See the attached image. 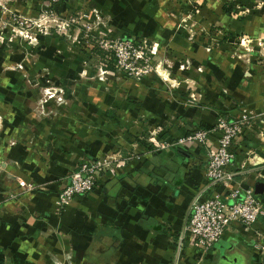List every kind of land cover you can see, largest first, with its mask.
Here are the masks:
<instances>
[{"label":"crops","instance_id":"0c3cea01","mask_svg":"<svg viewBox=\"0 0 264 264\" xmlns=\"http://www.w3.org/2000/svg\"><path fill=\"white\" fill-rule=\"evenodd\" d=\"M91 1L106 17L113 16L109 22L114 27L106 36H145L157 42V55L181 56L183 61L167 58L158 77L148 75L116 88V94L95 92L88 98L92 105L81 106L39 103L40 91L24 88L26 71H17L22 78L15 86V73L4 74L0 264H44V256L41 263L35 259L36 247L43 242L55 250L51 259L62 264H219L220 251L214 245L199 257L184 231L191 201L211 191L206 186L204 146L190 142L149 151L145 137L154 125L160 140L171 141L210 128L219 116L235 119L244 109L247 122L232 142L230 185L253 188L257 181L264 183V178H255L264 174V9L240 21L218 14L225 32L242 31L254 49L239 65L229 54L209 52L198 40L187 41L181 26L174 25L170 15L164 19L154 0ZM207 1L210 5L213 0ZM234 43L232 35L224 47ZM47 67L49 78L60 74L53 61ZM53 82L57 84L55 78ZM214 140L210 133L211 145ZM114 152L121 159L99 176L91 191L74 196L63 208L55 207V194L80 160ZM17 177L33 188L18 187ZM11 192L15 199H3ZM257 196L264 202V191ZM221 240L240 264H264V251L252 248L264 246L263 217L246 227L231 222ZM59 243L71 253L69 263L57 253Z\"/></svg>","mask_w":264,"mask_h":264},{"label":"rangeland","instance_id":"374dc122","mask_svg":"<svg viewBox=\"0 0 264 264\" xmlns=\"http://www.w3.org/2000/svg\"><path fill=\"white\" fill-rule=\"evenodd\" d=\"M154 1L155 8L161 11L164 19L170 15L169 17L172 16L174 19V25L181 26L187 41L198 40L203 42L204 47L209 52L215 51L229 54L234 57L237 63L238 61L247 60L244 57H251L254 52V49L245 42V33L240 30L236 34L225 32L224 26L221 25V20L218 19L220 16L218 14L223 12L227 17L240 21L247 16H254L257 11L264 9V0H251V3H247L245 0H213L210 5L206 4L207 0ZM91 9H96L101 14V23L96 25V29H92L86 38L81 37L78 44H75V41L71 42V39L78 37L81 32L76 31L78 23H81L84 19L89 21L92 18V15L89 14ZM82 13H88V16L84 18ZM110 17L113 18L112 15L109 16L108 14L106 17L102 10L93 6V1L91 0H0V84L5 83L3 79L5 73L14 72L15 80H13V86H15L17 80L22 78L17 74V71L22 70L28 73V75L24 74V79H26L24 80V88H29L28 91L32 89L40 91L39 103L46 104L48 103L46 102L47 100H51L53 103L66 104V106L69 104L90 105L91 101L88 98H92L95 92L99 93V91L107 90V92L110 91L116 94V88L128 87L133 84L132 82H140L148 75L158 77V69L163 71L167 67V58H169L167 60H172V63L177 60L183 61L181 56L173 55L171 58L169 55L170 57L163 58L157 55V42L141 36L147 40L149 45H154V52L150 54L149 59L150 72L139 80L128 77L122 78V75L118 76L115 68H105V65L109 64L110 56L106 55L107 53L100 56L99 51H95L97 47H92L95 37L110 33V26L113 29L114 26L110 23ZM71 18L76 20L77 23L72 22L68 25V29H63L64 34H59L60 22L70 21ZM225 33L226 35H224ZM232 35L235 40V43L232 44L233 47L225 48V40ZM257 44L261 43L257 42ZM83 45L86 52L84 56L77 49V47H83ZM51 46L54 48H51ZM91 50L92 53L90 52ZM164 52H168L167 47L164 48ZM44 61L46 67L43 64ZM50 61L55 63V70L60 73L57 76L52 75L51 78L48 77L50 69L47 67ZM39 77L43 79H39ZM54 78L57 84H54ZM52 88L62 89V101H57L56 97H47L46 89L52 91ZM78 93L82 96H79ZM30 99L32 101L33 98ZM242 110L244 109L240 110L241 113ZM145 146L149 151L155 150L147 146L146 143ZM176 147L172 146L164 150ZM111 154H116V152ZM9 194H2L3 199H15L17 197L15 193L11 192ZM45 244L43 242V244L36 247L35 259L40 262L42 261L41 257L44 256L42 257L44 264H53L55 259H51L53 258L52 251L55 250L51 249L50 244ZM224 244L225 241L220 239L217 245L223 249L225 247ZM59 245L60 251L57 253L64 257L65 251L69 250L60 243ZM44 246L47 247L45 248ZM218 247H216L217 251H219ZM41 252L44 254L41 255ZM232 257L237 258L235 264H240V258L237 255ZM59 261L61 262L62 260ZM219 264H221L220 260Z\"/></svg>","mask_w":264,"mask_h":264},{"label":"built area","instance_id":"2783aa9c","mask_svg":"<svg viewBox=\"0 0 264 264\" xmlns=\"http://www.w3.org/2000/svg\"><path fill=\"white\" fill-rule=\"evenodd\" d=\"M87 14L82 13V16L86 18ZM89 14L92 15V18L89 21L84 19L78 23L76 31L81 32L78 37L71 39V42L75 41V44H78L81 37L86 38L91 30L96 29V25L101 23V14L96 9H91ZM72 22L77 23L72 18L70 21L60 22L61 30L59 29L58 33L64 34L63 29H68V25ZM93 42L92 46L100 49L103 55L107 53L106 55L114 59L113 67L122 75V78L139 80L150 72L149 59L150 54L154 52V45H149L145 38L135 35L128 37L104 35L95 37ZM179 67L182 68L183 65ZM46 90L48 98L56 97L57 101H62L61 88H52V91ZM189 96L191 99L194 98L192 94ZM247 116L245 110H242L241 116L232 120L219 116L210 128L194 129L171 141L160 140L153 125L145 137L150 147L155 150L176 147L190 142H197L205 148L206 186L211 191L204 199L200 200L198 197H194L184 226V231L188 234V244L199 252V257L221 239L231 222H237L246 227L259 217L264 218V202H261L258 196L253 194V188H242L238 184L233 187L230 185L233 176L230 166L234 159L231 149L232 142L247 122ZM210 133L215 135L213 145L209 142ZM119 159H121V155L116 153L95 159L80 160L75 170L64 179L62 187L55 194L53 200L55 207L63 208L74 196L84 195L91 191L99 176ZM255 178L263 179L264 174L258 173ZM16 185L27 191L33 188L32 183L19 177L16 178ZM216 186H220V190L213 189ZM252 248L260 252L264 251L263 245L252 244ZM70 259V254L65 253V262L69 263ZM54 264L62 263L57 260L54 261Z\"/></svg>","mask_w":264,"mask_h":264},{"label":"water","instance_id":"95a60500","mask_svg":"<svg viewBox=\"0 0 264 264\" xmlns=\"http://www.w3.org/2000/svg\"><path fill=\"white\" fill-rule=\"evenodd\" d=\"M263 191H264V183L260 182V181L255 182L253 185V194L254 195H260ZM219 241L214 243L215 247H218L217 244ZM224 246L225 247L223 249H221V247H218L219 251H220V255H221V257H220L221 264H224V263L235 264L237 262V258L236 257L234 258L232 256L233 255L236 256V254L233 251L226 250V248H227L226 242H225Z\"/></svg>","mask_w":264,"mask_h":264},{"label":"trees","instance_id":"16d2710c","mask_svg":"<svg viewBox=\"0 0 264 264\" xmlns=\"http://www.w3.org/2000/svg\"><path fill=\"white\" fill-rule=\"evenodd\" d=\"M225 12V11H224ZM129 36V35H128ZM128 36H126V37H128ZM84 45H83V47L82 46H80L79 48L77 47V49H79L80 50V54L81 55H83L84 56V54H86V52L84 51L85 49H84ZM93 48H96L95 46H92ZM83 50V51H82ZM99 51L98 53H99V55L100 56H103V53H102V51L100 50V49H95V51ZM91 53H92V50L90 51ZM113 61H114V59L112 58V57H110V60L108 61L109 62V64L108 65H105V68H108V69H113L114 67H113Z\"/></svg>","mask_w":264,"mask_h":264},{"label":"bare ground","instance_id":"6f19581e","mask_svg":"<svg viewBox=\"0 0 264 264\" xmlns=\"http://www.w3.org/2000/svg\"><path fill=\"white\" fill-rule=\"evenodd\" d=\"M166 80V78H164Z\"/></svg>","mask_w":264,"mask_h":264}]
</instances>
